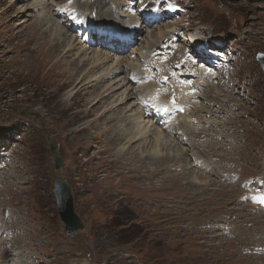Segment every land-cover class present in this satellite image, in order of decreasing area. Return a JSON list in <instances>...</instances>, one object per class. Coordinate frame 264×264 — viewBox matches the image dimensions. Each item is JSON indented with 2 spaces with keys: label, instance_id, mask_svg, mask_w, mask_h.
I'll return each mask as SVG.
<instances>
[{
  "label": "rangeland",
  "instance_id": "1",
  "mask_svg": "<svg viewBox=\"0 0 264 264\" xmlns=\"http://www.w3.org/2000/svg\"><path fill=\"white\" fill-rule=\"evenodd\" d=\"M35 1L44 7L33 11ZM78 1L0 0V241L5 238L6 259L14 264H264V206L252 199L264 195V69L256 58L264 53V0H167L174 9L163 0H106L104 6L112 5L117 16L109 21ZM154 4L165 14L163 22L146 21L148 28L126 54L107 49L108 36L102 34L85 49L90 47L88 58L100 50L139 59L135 67L142 73L130 82L135 90L128 98L135 115V100L148 102L152 92L172 101L176 83L191 76L189 69L197 66L196 73L210 75L207 88L196 87L195 107L187 108L186 116L176 108L177 132L163 133L169 144L162 148L170 158L158 160L155 169L143 161L148 153L143 156L140 145L148 147L140 142L126 157L115 154L102 132L106 119L97 121L102 128L94 135L80 132L91 123L86 101L92 97L81 92L68 99L73 83L66 71L72 64L63 61L75 57L42 66L48 57L38 46L49 42L50 30L44 27L48 37L40 40L29 27L40 18L52 20L50 9L60 10L66 21L94 27L130 26L134 22L126 10L144 17V5ZM161 25H169L166 31L172 26L175 35L166 33L143 58L147 33ZM56 30L52 33L60 34ZM181 31L200 39L183 43ZM69 33L81 44L91 35L75 25ZM212 41L221 46L213 48L222 56H212L216 66L205 61ZM132 68L125 72L133 74ZM145 72L151 85L137 82ZM163 75L170 77L167 82ZM200 78L189 79L198 83ZM180 120L193 125L176 126ZM165 121L159 119L152 129H163ZM52 144L63 158L60 168ZM187 148L193 151L192 164L178 157ZM204 168L220 181L212 176L214 183L190 186L189 173L205 175ZM57 179L70 186L84 223L77 233H67L61 220Z\"/></svg>",
  "mask_w": 264,
  "mask_h": 264
},
{
  "label": "bare ground",
  "instance_id": "2",
  "mask_svg": "<svg viewBox=\"0 0 264 264\" xmlns=\"http://www.w3.org/2000/svg\"><path fill=\"white\" fill-rule=\"evenodd\" d=\"M79 1H81V4H83V0H79ZM105 1L106 0H85L84 4L87 5L86 10H88V7H89L90 10L94 9L96 11V14L98 16L97 17L95 15L96 18L104 19L105 21H109L111 19L115 20L117 16L115 17L113 14V6L112 5L104 6ZM32 4H33L32 5L33 11H35L37 8L44 7L38 1H35V3H32ZM157 8H158L157 4H154L152 6H148L146 9H143L142 13L145 17H142L141 16L142 14L139 16L140 13L129 8L125 12H128L129 17L131 18V21L134 22V24H131L129 27H127L128 25L121 27V25L119 24L117 25L114 24L115 26L114 29L112 31L109 30V32L114 34L116 31H120L121 29L126 28L128 30V34H122V37L129 36V39H128L129 42H131V40H140L137 36H139L143 32V30H146V28H148L144 24L146 21L149 22L146 19V15H150L151 18L155 19L153 22L155 21L161 22V23L163 22V19L158 18L159 12H156L158 10ZM52 10H55V9H50L51 15L54 17L52 18V20L49 19L48 21L45 18H40V19H37L33 23V25H30L29 27L34 30V33H35L34 35H37L35 38H38V39H40L39 37L41 38L48 37V33L46 32V29L45 30L43 29L44 27L47 28V31L50 30L49 34L51 35H50L49 42H47L46 45L38 46V48H40L39 49L40 55L43 54L46 56L47 54L46 57H48V60L42 63L40 62L42 66H45V65L47 66L48 62L52 60L55 61L56 64H59V63L61 64L62 59H67V58L71 59L73 55L75 57V59L63 61L64 64L66 65L70 66V64H72V67L68 68V70L66 71L68 74L71 75L70 81L73 83V88L71 89L72 91L69 92L68 99H73L75 95L81 92H83L86 95L90 93L92 97L88 101H86V103L90 105V107L87 108V112L90 113L92 117L90 120L91 123L89 126L87 125L86 127L82 128L80 132L87 129V131H91L92 134L94 135L95 132L97 133L98 131L101 130L100 128H102L101 127L102 125L97 124V121L99 122L103 119L104 120L106 119L107 122H105L106 125H104L106 126V128H102V132L103 133L105 132V134H108L106 136V140L107 141L111 140V144L114 145L115 154H117L118 157L119 156L126 157L128 156V154H131L134 151V147L132 146V144L136 142H140L139 144H142L144 146L146 145L148 147V148L141 147L140 145V150L142 151L143 156H145V154L148 153L147 156L143 159V161L145 160V162L148 163L151 168H154L153 166L157 165L158 160L161 163L165 159L170 158V156L164 155L165 148H162L164 147V144H169L163 141V138H165L163 133L166 132L168 134L170 130H174V132H177L176 127L174 125L176 121L174 117L180 113H176L177 112L176 107H173L169 99L160 98V95L155 92H152L153 98L149 97L148 99L149 103L148 102H136L135 100L134 104L137 105V108H135V110L138 111L137 115H135V112H133L134 107H131V103L128 102V98L133 99L132 95L134 94L133 91L135 90L134 88L135 86H132L130 82H132V80L139 78V74L142 73L140 72V69L138 70L135 67V65L137 64L136 60L139 61V59L137 57L134 59L132 57H120L119 55H115V53L118 54V52H115L112 54V52H102L100 50L93 51L92 56L88 58L87 54L89 53L88 51L90 50V47L85 49V46H87L86 44L89 43L87 39H89L91 36H88L87 38H85L84 42H82L81 44L77 39L74 38L72 34L69 33L70 28H72V26L79 25L82 23L80 21H77L76 19L73 20L70 17L69 18L67 17L68 19L66 18L67 19L66 21L60 18L59 16L60 10H59V13L57 11L55 14L53 13ZM166 14L170 16L171 12H167ZM98 24L99 23H96L97 26ZM143 25H144V28H143ZM83 26L85 29H87V31H89L90 29L93 30L95 28L93 24H88V23H83ZM101 26L109 27L107 25H101ZM168 27L169 25H166V26L161 25V27L157 28V30L155 29L154 32L149 31L147 33V37H146L147 40L146 41L144 40L145 41L144 43L147 44L146 45L147 47L144 48L142 51L140 50L141 55H143V58H147L146 56L147 50H151L152 48L155 50L156 48L159 47V40H161V38L164 35H166V33H169V31H172L173 35H175V29H172V26L170 28L171 30L169 29L166 31ZM56 28L58 29V32H60V34L56 35L55 33H52V32H57ZM71 33L73 32L71 31ZM156 35H157V38L154 39ZM76 37L78 38V35H76ZM195 37L196 36L194 34H189V35L185 34V37L183 38V43L185 42L191 43L195 40ZM94 40L95 38L93 37L91 39L90 44H92ZM79 44L81 45V47L77 48L76 46H78ZM126 44L127 42L125 41V43H123V46L121 48L122 50L124 49V46H126ZM129 46H131V44L128 45V47ZM35 48L38 49L37 47ZM133 53H135V51ZM183 55H186V53ZM43 57L41 58L43 59ZM174 57L179 58L176 55H174ZM194 57L195 56H193V58ZM80 59L82 60L81 63L79 62ZM201 61L204 62V60H200V62ZM192 62L193 61H189V60L187 61V63L189 64H191ZM129 65H132L133 67L132 68L133 74H130V75L125 72V68H127V66ZM210 65L211 63L209 64V66ZM100 66L102 70L99 73H97V70L95 69L96 68L99 69ZM196 67L189 69L190 72L188 73H191V76L187 75V78L185 81H178V83H176L177 93H175L174 96L177 99L176 100L177 106L178 107L181 106L184 108V111L181 112V114L184 116H186L187 114V110H186L187 108L189 109L191 107L192 108L195 107L194 97L192 95H189L192 89L193 88L196 89V87L198 88L201 86H204L205 88H207L208 84L206 83L210 82V75L209 76L205 75V72L202 70L196 73V69H197ZM144 74L145 75L143 77H140V79H138L137 81L138 84L140 81H143L151 85L150 83L151 78L149 77V74L146 72ZM188 76L190 79L193 76L201 77L200 79H202V81L198 83H195L194 81H192L191 83H189V81L191 80L188 78ZM196 84L198 85L196 86ZM204 97H205V94H204ZM93 101H96V102L92 104ZM193 102L194 104H192ZM165 109H170V111H166ZM189 112H192V110H190ZM143 116H145L144 119L142 118ZM147 118L148 120L146 123L145 120ZM162 118L167 119V121H165L164 123L163 129L159 128L157 129V131L155 127L152 129L153 125H155L158 122V120ZM150 122H152V124L148 126ZM191 125H193V121L191 120H180L176 124V126H179V127L191 126ZM197 136L199 135L197 134ZM213 142H215V140H213ZM184 151L185 153L183 154V156L182 157L178 156V157L184 159L183 161H186L187 163L188 162L191 163L192 162L191 160L194 156L192 149L187 148V149H184ZM203 151H205V153L207 154H210V150H207L206 148H204ZM188 153L191 155H188ZM123 159H127V158H123ZM139 160L141 161L140 158ZM124 163L125 162H123V164ZM131 165L132 167L134 166L132 162H131ZM188 169L190 170V167ZM204 172L207 174L202 175L198 172H194L190 174L188 172L190 179H191L189 181L190 182L189 185L192 186L196 184L204 185V183L205 184L214 183V178H212V176H216L219 179L217 173L213 170L204 168ZM4 239L0 241V246H2L1 247L2 252L0 255V264H14V263H10L8 259H6L8 258V255L10 253H8L9 252L8 249L3 247L5 244L3 242ZM10 247H12V245Z\"/></svg>",
  "mask_w": 264,
  "mask_h": 264
},
{
  "label": "water",
  "instance_id": "3",
  "mask_svg": "<svg viewBox=\"0 0 264 264\" xmlns=\"http://www.w3.org/2000/svg\"><path fill=\"white\" fill-rule=\"evenodd\" d=\"M257 60L264 69V53L257 52ZM52 158L56 168H60L63 164V158L57 150V145H51ZM56 192L59 206V214L64 223L65 230L69 234L77 233L84 229V223L80 216L74 210V199L70 186L63 180H56Z\"/></svg>",
  "mask_w": 264,
  "mask_h": 264
},
{
  "label": "snow or ice",
  "instance_id": "4",
  "mask_svg": "<svg viewBox=\"0 0 264 264\" xmlns=\"http://www.w3.org/2000/svg\"><path fill=\"white\" fill-rule=\"evenodd\" d=\"M137 2H140V0H137ZM156 2L157 3H160L161 0H156ZM163 2L167 3V7L169 9H174V5L171 4V3H168L167 0H163ZM147 7H148V5H144V8H147ZM141 10L143 11V8ZM209 71H211V69H209ZM169 78L170 77L165 76V77H163V80L165 82H167ZM189 83H191V81H189ZM196 91L197 90L195 88H193L192 91L189 93V95L195 94ZM171 103H172L173 107H176L178 109V111H180V112H183L184 111V108L183 107H178L177 106L176 99H175V96L174 95H173V99H172ZM165 110L166 111H170V109H165ZM252 199H253L254 202L260 204L261 206H264V195H256V196H253Z\"/></svg>",
  "mask_w": 264,
  "mask_h": 264
}]
</instances>
